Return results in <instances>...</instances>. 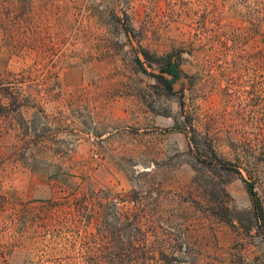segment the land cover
Returning a JSON list of instances; mask_svg holds the SVG:
<instances>
[{"label":"rangeland","instance_id":"1","mask_svg":"<svg viewBox=\"0 0 264 264\" xmlns=\"http://www.w3.org/2000/svg\"><path fill=\"white\" fill-rule=\"evenodd\" d=\"M0 76V264H264V0H0Z\"/></svg>","mask_w":264,"mask_h":264},{"label":"trees","instance_id":"2","mask_svg":"<svg viewBox=\"0 0 264 264\" xmlns=\"http://www.w3.org/2000/svg\"><path fill=\"white\" fill-rule=\"evenodd\" d=\"M142 56L151 65H153V63H155L154 60H153V58H152V56L150 54H148L147 52L143 51L142 52ZM136 62L139 65H141L142 67H144L143 66V63L141 62V60H139L138 57L136 58ZM156 63L158 65H160L159 69H160V72H161V75L160 76H157L158 81L162 82L166 86V88L170 92H172L173 84L175 82L174 79H176L177 78V75H178L177 74V71L175 70V66L172 64V60L169 59L165 63H161V62H156ZM164 75L171 76L173 78V80L167 79ZM4 81H5V79H3L0 76V88H2L3 90H6L5 92L7 94H9L8 98H10L9 99L10 102L7 104L8 106H5V107H9V106L12 105V106H14L16 108H19V110H21L22 109V105L21 104L24 102L21 98L24 97V96H22L21 93H18V91H16L15 89H12V90L11 89H8L7 88V85L10 86V87H11V85L9 83L6 84ZM4 99L5 98H2L1 99V102L4 101ZM1 102H0V110H2V108H4V105ZM196 141L197 142L194 143V144L196 145L195 148L198 151L197 154H199V152H201V148H200V145H199V141L197 139H196ZM210 149L212 150L211 151L212 155L214 157H216L214 148L211 147ZM201 154H202V152H201ZM247 188H248V191H249L250 196L253 199V203H254L256 209L259 210L261 213H263V211H264L263 204H262V202L257 197L256 191L254 189V185L248 184ZM101 200L103 201V203H101V204H105V206H112L118 212H122V210L124 208V207L123 208H120V204L123 203L124 201L123 200H118V199H116L115 197H113L111 195H109L108 197L103 198ZM95 203H96V200L95 199L91 202L87 198H85V200L83 202H80V205L79 206H80V209L82 210L83 215H85V214L95 215L96 214V217L99 216L100 214H99V211H97V209H96ZM123 217L124 218H126V217L128 218L127 215H124ZM86 220H87V217H86ZM90 223L91 222H87V224H90ZM118 223L119 222H117V224H115L114 226L113 225H109V224H99L98 223L97 231L99 233H112V231H113L112 228L113 227H116L118 225ZM121 225H123V222H121ZM135 225H136V227H141L142 226L140 221L135 222ZM121 238H123L124 240H126V242L128 244L127 247H129L132 250L133 249H137V247H140V245H138L137 241L134 238H131V237L124 238L123 236H121ZM114 242L113 241L111 242V246L113 245ZM143 245H144V242H143ZM107 249L108 248H106V250ZM90 251L94 254V256H95L94 259H96V262L98 264H122L123 263L121 261L122 255L116 254L117 256H114V257L113 256H107V255L104 256V253L103 254H99L97 251H95V246H93V245L91 246V250ZM136 257H138V256H136ZM135 262H137V260H135Z\"/></svg>","mask_w":264,"mask_h":264}]
</instances>
